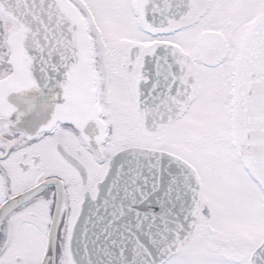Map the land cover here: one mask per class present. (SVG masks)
<instances>
[{"label": "snow or ice", "instance_id": "6c2138e0", "mask_svg": "<svg viewBox=\"0 0 264 264\" xmlns=\"http://www.w3.org/2000/svg\"><path fill=\"white\" fill-rule=\"evenodd\" d=\"M0 264H264V0H0Z\"/></svg>", "mask_w": 264, "mask_h": 264}]
</instances>
